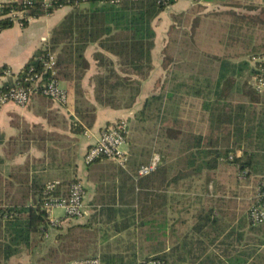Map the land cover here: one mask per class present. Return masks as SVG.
Returning a JSON list of instances; mask_svg holds the SVG:
<instances>
[{
  "label": "trees",
  "instance_id": "trees-1",
  "mask_svg": "<svg viewBox=\"0 0 264 264\" xmlns=\"http://www.w3.org/2000/svg\"><path fill=\"white\" fill-rule=\"evenodd\" d=\"M24 1L5 0L0 3V31L14 26L15 20L8 16L11 10H25L24 17L20 19L24 27L28 26L30 19L51 15L63 7H72L73 11L54 29L48 44L38 50L24 66L18 74L17 82H23L22 78L33 68L41 77L38 83L41 90L50 76L43 64L49 55L56 56L58 80L70 79L75 69L80 78L81 71L88 68L84 52L91 44L98 43L102 50L118 59L120 72L126 76L117 73L113 69L114 63L106 60L103 54H98L97 58L106 67L107 74L97 79V102L116 109L129 108L135 104L140 95L141 81L147 79L153 70V50L157 36L154 23L166 12L167 7L158 4L156 0H51L48 5L43 0H28L32 2L31 5ZM177 1L173 0L171 5ZM206 1L230 8L217 14L224 20L222 27L226 33L221 42L225 43L226 50L223 56L215 58V76L202 78L203 75L199 74L195 79L198 82L195 94L200 101L198 104L190 102L189 105L198 109L197 120L209 132L205 134L200 129L192 130L183 142L181 140L183 153L187 155L186 166L194 175L201 176L205 171H216L222 160H229L234 154L233 163L240 170L258 171L255 152H251L246 143L249 142L253 150L264 152V95L249 84L250 79L260 74L262 66L261 62L254 64L252 59L264 56V16L254 14L258 11L264 13V0ZM133 75L139 80L132 79ZM193 80L189 77V81ZM203 82H206V88L202 87ZM185 84L188 85V91L181 97L184 104L188 102L191 93V83H181L180 87ZM175 92L171 90L168 95L151 96L135 118L140 122L149 119V112L155 109V104H160L157 109L162 112V105H165L167 99H173ZM234 101H238L237 104ZM94 120L93 115L81 133L91 129ZM179 121L174 120V124L178 123L177 127L168 128V139L178 140L177 129L183 123ZM222 135L225 138H221ZM239 151L242 152L241 156L237 155ZM170 170L167 157L161 154L157 170L148 176L138 178L134 173L130 175L123 172L125 183L119 188H122L119 201L124 205L123 208L104 207L86 224H73L65 232L57 228L60 232L56 239L60 244L63 263L97 258L101 264H140L139 251L149 249L145 242L155 239L142 237L143 222L137 223L136 219L162 208L163 202L167 203L169 199L168 192L171 189L190 193L195 188L187 171L171 175ZM29 171L26 164L8 169L7 177L0 172V264H7L15 256L32 252L46 241V235L56 228L51 225L44 210L46 200L49 197H67L70 185L77 181L62 182L55 191L46 195L45 186L36 177H32ZM197 192L204 193L206 190L201 188ZM189 209L190 206L184 213L190 212ZM216 209L212 206L203 215L205 224L202 228L218 220ZM117 214L129 218L132 216L133 221L112 223V218ZM196 243L185 238L181 242L182 252L179 247H173L170 253L163 252L141 260L155 258L168 264H194L191 246L196 244L205 250L202 240ZM155 248L159 250L158 245ZM55 255L60 254L56 252ZM224 261L244 264L243 258L231 257ZM222 263V260L216 262L209 256L199 264Z\"/></svg>",
  "mask_w": 264,
  "mask_h": 264
},
{
  "label": "crops",
  "instance_id": "crops-1",
  "mask_svg": "<svg viewBox=\"0 0 264 264\" xmlns=\"http://www.w3.org/2000/svg\"><path fill=\"white\" fill-rule=\"evenodd\" d=\"M188 2L189 0H178L166 12L172 9L178 10ZM226 9V11L230 10V8ZM72 11V7H63L51 15L30 19L27 27L15 22L12 28L0 31V87L16 80L18 74L36 52L48 44L54 29ZM254 14L264 16L261 11L254 12ZM156 21L154 26L157 36L153 50V70L147 79L141 81L140 95L133 106L116 109L97 102V79L107 74L106 67L102 66L97 58L98 54H103L106 60L113 62L115 65L113 69L117 73L122 74V72H120L118 59L106 53L98 43H95L88 46L84 52L88 68L81 71V77L78 78L79 72L75 71L76 69H71L73 77L59 80L61 87L68 92V104L60 105L42 94H34L27 107H20L13 103L0 107V159L3 161H0V172L4 177L8 176V169L28 164L30 175L36 177L44 186L51 182L62 183L73 180L84 182L86 188L85 215L82 219L62 217L61 225L57 228H62L63 232H65L64 228L73 224L90 222L93 215L104 207L119 209L124 206L120 203L119 192L122 188H119L125 183L123 172L131 175L130 170L115 168L114 170L94 171L90 169L94 163L89 166L85 165L84 156L89 147L100 138L102 129L107 124L118 120L134 121L136 114L143 109L146 100L153 95H158L156 85L168 74L165 57L169 41L160 40ZM217 45L220 47L219 43ZM215 58L218 59L214 56L213 58L207 57L205 60L217 62ZM191 75L194 78L195 73ZM122 76L126 75L122 74ZM131 78L139 80L134 75ZM249 84L253 88L254 78L250 79ZM197 85L195 81H192L190 101L199 103L200 99L195 94ZM183 95L181 92L180 97ZM180 102L182 103V100ZM82 104H87L92 110L88 111L84 105L81 106ZM94 109L96 110L93 111ZM91 114L95 116L93 127L81 133V128H85L83 120ZM176 125L177 123L174 124L175 127ZM177 130L180 131V129ZM129 133L130 129L127 134L126 149L132 147L129 142ZM178 134L180 135L179 132ZM136 151L137 149L131 151L133 158L136 157ZM72 154L74 155L70 157ZM71 158L75 160L73 164L69 161ZM109 161L99 160L95 163L104 165ZM201 188L209 192L215 187L207 185ZM247 189L242 185H226L222 188V194H207L212 198L211 200H197L192 203L194 205L190 206V212L185 213L188 206H183L182 192L177 191L176 188L171 189L168 192L169 199L167 203L163 202L162 208L160 207L153 214H144L143 218L136 219L137 223L143 222L142 237L144 239H158V243L145 242V246L149 249L139 251V263L143 261L141 259L149 256L153 257L163 252L170 253L173 247H179L178 249L182 252L181 242L189 238L195 243L202 240L205 244V250L196 245L197 243L191 246L195 257L194 264H199L209 256H212L216 262L222 260V264H229L224 260L231 257L243 258L244 264H264V224L253 226L248 221L250 192ZM225 192H232L233 195L227 196ZM212 206L217 208L215 214L218 220L202 228L205 224L203 215L208 213ZM130 217L117 214L111 222L133 221V217ZM50 237L49 232L46 235V241ZM167 238L175 239L173 246L167 245ZM57 243H59L58 240L54 238L51 246L37 247L32 252L11 258L7 264H41L39 261L44 264L46 257L51 254L55 255L56 252L61 255L58 256L63 262V255L59 247L55 245ZM156 245L159 246V250L155 248Z\"/></svg>",
  "mask_w": 264,
  "mask_h": 264
},
{
  "label": "rangeland",
  "instance_id": "rangeland-1",
  "mask_svg": "<svg viewBox=\"0 0 264 264\" xmlns=\"http://www.w3.org/2000/svg\"><path fill=\"white\" fill-rule=\"evenodd\" d=\"M226 10L227 9L224 7L208 4L206 0H189L188 4L184 5L182 8L178 10L172 9L161 15V18L156 21V27L160 34V40L167 39V41H169L165 57L168 74L165 79L157 83L156 92L157 94L165 95H168L171 90L173 92L176 90V92L175 94L173 93V99H167L165 105H162V112H159L157 109L160 104H155V109L149 112V119L140 122L135 118L134 121L127 122L129 125L128 130L130 129L129 142L130 145L132 144L131 149L128 150L130 154H132V150L137 149V151L135 152L136 157L133 158L131 155L130 162L126 168L129 169L131 173L134 172V174L138 175L139 168L147 164L154 155L161 156V154H164L171 167V175L181 171H187L194 181L195 188L190 193H182L184 207L185 205H194L192 203L197 200H211L212 198L207 194H222V188L226 185H242L247 188L252 182L251 178H248L246 181L239 179L241 170L239 166L233 163L234 154L231 155L233 156V160H222L216 171H205L201 176L194 175L193 171L187 169V155L183 153L184 146L183 143H181V140L183 142L192 130L199 131L200 129V131H203L205 134L209 132L206 126L199 123L197 120L199 118L197 114L198 109L196 107L192 108L189 105L191 102L190 96L187 103L184 104V102H180V93L183 92V94H186L188 91V85L185 84V86L180 87V84L192 83L189 81V77H192L191 73H195L193 81L197 79V73L202 74L203 76L200 75L202 78H204V76L216 75L214 71L215 62L205 60V58H213L214 56H223L225 54V43L219 40L222 38L225 39L226 29L222 27L224 20L217 14ZM175 15L178 16L177 19L174 18ZM218 43L220 47L217 45ZM196 83L198 84V82ZM201 84L203 88H206V82ZM261 95H264V93H261ZM238 101H234V104H237ZM192 103L198 104L196 101ZM83 105L88 111L92 110L87 104H82L81 106ZM92 116L91 114V116L83 120L85 125L91 121ZM177 119H180L183 123L182 126L178 128L180 129L179 133H181V135L177 136L178 140L175 141L168 139L167 131L170 126H174V120ZM221 138H225V136L222 135ZM246 146L251 152H255L256 162L259 164L257 168V170L259 169L258 171L249 169V176L255 178L254 181H256L259 177L264 176V152L253 150L254 148L251 147L249 142L246 143ZM73 155L74 154L70 155V157ZM237 155L241 156L242 152L239 151ZM69 161L73 164L75 160L71 158ZM115 168L122 167L112 161L104 165L94 163L90 166V169L94 171L101 169L114 170ZM184 181L187 182V180ZM207 185H213L215 187L214 190L204 193L197 192L202 186ZM225 195L232 196L233 194L232 192H225ZM53 214L55 216L64 215L63 211L60 209L55 210ZM187 216L188 214L186 217ZM66 228H64V230H66ZM59 232L57 227L52 229L50 231L51 237L48 238V241H45L39 246H51L53 239L56 238ZM154 241L157 243V239ZM166 242L168 246H173L175 239L167 238ZM55 245L60 247L59 243ZM141 251L142 250H140V252ZM59 256L51 255L46 257V262H43L44 264H64L59 259ZM73 262L74 261L69 264ZM39 263L42 264L41 261H39Z\"/></svg>",
  "mask_w": 264,
  "mask_h": 264
},
{
  "label": "built area",
  "instance_id": "built-area-1",
  "mask_svg": "<svg viewBox=\"0 0 264 264\" xmlns=\"http://www.w3.org/2000/svg\"><path fill=\"white\" fill-rule=\"evenodd\" d=\"M158 4L167 7V10L172 6L173 0H156ZM25 4L31 5L32 2L25 0ZM48 5L51 0H43ZM0 3L2 1L0 0ZM3 13V12H1ZM25 15L24 11L11 10L8 16H11L15 22H20V19ZM23 25V24H22ZM253 63L261 62L262 66L260 74L254 77L253 88L259 92L264 93V56L259 58H253ZM44 68L50 72V76L47 80L46 85L40 90L38 83L41 80L39 73L34 72L32 68L22 78L23 82H17L18 77L12 85H6L0 87V107L5 104L13 103L20 107H27L34 94L41 93L49 100L60 105H66L69 101L68 92L61 87L60 81L57 79L56 70V56L49 55L47 59L43 60ZM8 73V72H7ZM9 74V73H8ZM128 123L126 120H119L110 123L109 126L102 129L100 138L89 147L88 151L84 156L85 165H91L99 160H110L122 168H126L130 162V151L126 149L127 145V134H128ZM233 160V157H230ZM160 162V156L154 155L150 161L141 166L138 170V177H145L152 174L157 170ZM248 178L252 179L251 185L248 186L250 196L248 199V212L247 217L250 224L253 226L264 224V176L259 177L258 180L254 181L255 178L249 176V171L244 170L240 172L239 179L246 181ZM60 182H51L45 186V194L49 195L60 185ZM86 188L82 181H74L69 187V193L67 197H49L45 204L44 210L48 214L50 223L54 227L61 225L63 218L68 219H82L86 212ZM62 210L63 216H55L53 213L55 210ZM71 264H101L100 260L85 259L77 260ZM140 264H168L166 261L161 259H149L140 262Z\"/></svg>",
  "mask_w": 264,
  "mask_h": 264
}]
</instances>
